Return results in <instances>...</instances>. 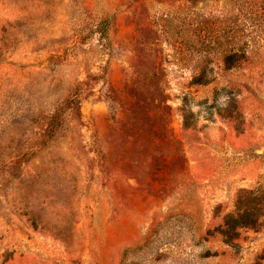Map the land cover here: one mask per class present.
<instances>
[{
    "label": "rangeland",
    "instance_id": "obj_1",
    "mask_svg": "<svg viewBox=\"0 0 264 264\" xmlns=\"http://www.w3.org/2000/svg\"><path fill=\"white\" fill-rule=\"evenodd\" d=\"M0 264H264V0H0Z\"/></svg>",
    "mask_w": 264,
    "mask_h": 264
}]
</instances>
